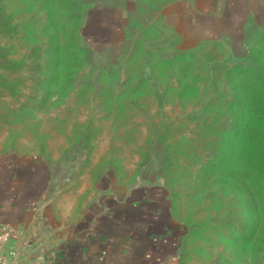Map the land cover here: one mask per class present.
Here are the masks:
<instances>
[{"label": "rangeland", "instance_id": "1", "mask_svg": "<svg viewBox=\"0 0 264 264\" xmlns=\"http://www.w3.org/2000/svg\"><path fill=\"white\" fill-rule=\"evenodd\" d=\"M175 6L0 0V155L49 166L59 221L145 187L183 230L181 264H264V29L199 44Z\"/></svg>", "mask_w": 264, "mask_h": 264}, {"label": "crops", "instance_id": "2", "mask_svg": "<svg viewBox=\"0 0 264 264\" xmlns=\"http://www.w3.org/2000/svg\"><path fill=\"white\" fill-rule=\"evenodd\" d=\"M166 20L199 44L247 47L250 30L264 29V0H176ZM51 179L39 158L0 155V225L18 233L12 264H181L183 230L152 190L101 192L62 222Z\"/></svg>", "mask_w": 264, "mask_h": 264}, {"label": "built area", "instance_id": "3", "mask_svg": "<svg viewBox=\"0 0 264 264\" xmlns=\"http://www.w3.org/2000/svg\"><path fill=\"white\" fill-rule=\"evenodd\" d=\"M18 236L15 229L0 225V264H12L16 254L8 250V245Z\"/></svg>", "mask_w": 264, "mask_h": 264}, {"label": "trees", "instance_id": "4", "mask_svg": "<svg viewBox=\"0 0 264 264\" xmlns=\"http://www.w3.org/2000/svg\"><path fill=\"white\" fill-rule=\"evenodd\" d=\"M261 94H262L261 95V98H262L261 102L264 103V90H262ZM247 103H248V101H246V103H245L246 108L249 107V105ZM246 112H247V110H246ZM240 121L242 123L239 122V124H238L239 126L245 125V124H243V122H244L243 118ZM239 126H238V128H240ZM258 126L259 127L257 128L256 136L253 139L254 142L252 144H253V146H255L256 151H257L256 157H258L260 160L261 159L264 160V151H263V149H264V120H262V122Z\"/></svg>", "mask_w": 264, "mask_h": 264}]
</instances>
